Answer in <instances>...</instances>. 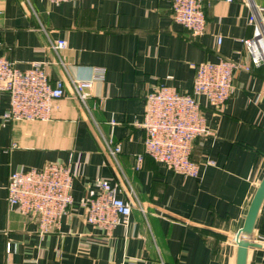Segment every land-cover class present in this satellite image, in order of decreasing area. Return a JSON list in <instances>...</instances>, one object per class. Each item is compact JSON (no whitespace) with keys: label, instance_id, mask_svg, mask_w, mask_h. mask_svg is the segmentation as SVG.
I'll return each instance as SVG.
<instances>
[{"label":"crops","instance_id":"1","mask_svg":"<svg viewBox=\"0 0 264 264\" xmlns=\"http://www.w3.org/2000/svg\"><path fill=\"white\" fill-rule=\"evenodd\" d=\"M210 1L206 30L196 36L174 21L172 0H0V55L21 70L40 61L52 81L65 84L47 121L4 119L9 96L0 92V264H236L264 178V65L237 73L221 109L199 97L213 131L193 142L199 177L146 154L141 126L146 96L161 83L189 93L194 64L246 60L242 39L252 35L249 18L264 0ZM58 39L66 41L64 64L50 46ZM93 67L107 74L85 107L70 76L88 78ZM109 139L121 144L118 164L107 153ZM50 162L71 166L74 203L42 236L37 216L8 203L6 186L12 172ZM101 181L133 207L111 230L90 223L81 205ZM251 241L264 245V201ZM247 264H264V248L249 247Z\"/></svg>","mask_w":264,"mask_h":264},{"label":"built area","instance_id":"2","mask_svg":"<svg viewBox=\"0 0 264 264\" xmlns=\"http://www.w3.org/2000/svg\"><path fill=\"white\" fill-rule=\"evenodd\" d=\"M61 3L67 0H48ZM232 1V0H228ZM251 5L250 0H246ZM210 0H172L173 19L193 35H201L207 27V9ZM253 27L250 37L242 39L245 59H220L194 64L196 71L193 89L181 93L176 87L161 83L146 96V109L141 123L145 132V153L168 169L186 177H199L200 164L192 159L194 140L211 135L207 119L201 109L199 97L221 109L234 93V79L239 71L252 70L264 65V7L255 6L249 18ZM221 39L219 38V42ZM50 46L63 63L60 51L66 47L64 39L50 40ZM104 67H93L88 78H73L70 82L75 97L87 107V100L96 82L106 79ZM0 92L9 96V106L3 113L6 120L47 121L51 118L53 102L65 95L62 79L52 81L40 61L21 70L7 57L0 55ZM114 123V122H113ZM106 150L116 162L122 150L113 139L106 140ZM142 155L138 157L141 161ZM208 164H215L213 160ZM99 191L82 200L88 209V221L111 230L119 216L128 217L132 204L117 194L107 181L98 183ZM7 201L23 215L38 217V230L43 236L60 226L62 219L74 203L73 174L69 164L50 162L41 169L17 170L9 175ZM11 243L6 252L11 253Z\"/></svg>","mask_w":264,"mask_h":264},{"label":"water","instance_id":"3","mask_svg":"<svg viewBox=\"0 0 264 264\" xmlns=\"http://www.w3.org/2000/svg\"><path fill=\"white\" fill-rule=\"evenodd\" d=\"M263 201H264V178L257 187L256 193L252 199L248 213L245 218L241 237L238 242V253H237L236 264H247L249 247L256 245L264 248V245H258L251 241V236L256 222V218L262 206Z\"/></svg>","mask_w":264,"mask_h":264}]
</instances>
